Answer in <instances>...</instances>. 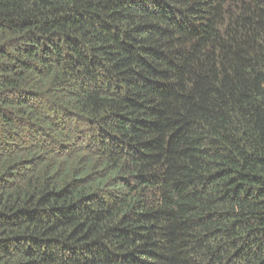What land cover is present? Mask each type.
I'll list each match as a JSON object with an SVG mask.
<instances>
[{
    "label": "trees",
    "instance_id": "16d2710c",
    "mask_svg": "<svg viewBox=\"0 0 264 264\" xmlns=\"http://www.w3.org/2000/svg\"><path fill=\"white\" fill-rule=\"evenodd\" d=\"M0 264H264V0H0Z\"/></svg>",
    "mask_w": 264,
    "mask_h": 264
}]
</instances>
